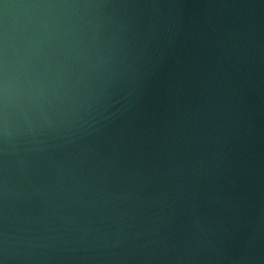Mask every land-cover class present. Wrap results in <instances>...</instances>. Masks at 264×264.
<instances>
[{
    "label": "water",
    "instance_id": "obj_1",
    "mask_svg": "<svg viewBox=\"0 0 264 264\" xmlns=\"http://www.w3.org/2000/svg\"><path fill=\"white\" fill-rule=\"evenodd\" d=\"M0 264H264V0H0Z\"/></svg>",
    "mask_w": 264,
    "mask_h": 264
}]
</instances>
